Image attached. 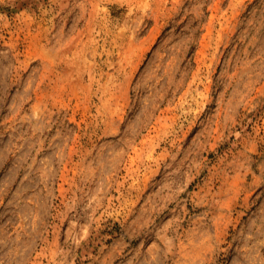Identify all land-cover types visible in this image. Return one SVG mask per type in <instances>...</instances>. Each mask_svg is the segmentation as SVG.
Listing matches in <instances>:
<instances>
[{
  "label": "rangeland",
  "instance_id": "1",
  "mask_svg": "<svg viewBox=\"0 0 264 264\" xmlns=\"http://www.w3.org/2000/svg\"><path fill=\"white\" fill-rule=\"evenodd\" d=\"M0 264H264V0H0Z\"/></svg>",
  "mask_w": 264,
  "mask_h": 264
}]
</instances>
